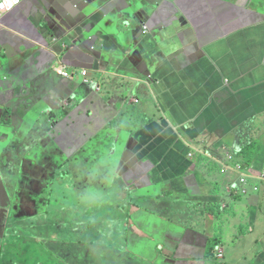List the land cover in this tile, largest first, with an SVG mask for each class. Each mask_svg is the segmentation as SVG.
Masks as SVG:
<instances>
[{
    "label": "crops",
    "instance_id": "1",
    "mask_svg": "<svg viewBox=\"0 0 264 264\" xmlns=\"http://www.w3.org/2000/svg\"><path fill=\"white\" fill-rule=\"evenodd\" d=\"M139 1L143 9L164 6L153 21L138 22L131 45L142 29L148 35L158 29V20L176 13L185 18L182 31L194 47L186 51V45L166 58L146 46V54L132 55L122 66V57L102 51L103 45L65 44L66 27L73 34L96 30L109 42L119 40L122 18L102 12L111 4L92 5L88 14L100 11L95 23L74 22L78 0H21L4 16L0 57L10 83L0 88V118L7 101L19 105L23 100L53 111L64 106L69 115L42 141L35 164L20 170L17 149L0 156V176L21 174L22 187L12 198L16 204L19 193L23 202L13 215L17 220L3 226L0 214V264H28L15 251L30 243L50 251L53 264H59L55 252L67 256L73 245H84L79 250L91 252L84 261L88 256L93 264H218L217 247L225 250L222 264H264V183L255 176L264 171V0ZM127 5L121 16H128ZM138 11L134 3V14ZM60 65L73 77L58 74L54 68ZM107 83L115 93H106ZM78 87L82 101L67 107ZM243 173L260 192L241 195L238 188H228L239 185ZM62 174L74 187L61 182ZM87 181L90 189L84 194L93 192L94 181L104 195L116 188L121 202L115 204V217L102 213L100 195L83 198ZM62 189L79 191L78 208L63 222L50 224L52 198ZM96 211L100 217L94 227L87 214ZM28 218V226L40 231L21 233ZM71 231L80 234L77 241ZM23 235L31 236L27 243ZM113 236L122 240L123 250L129 239L145 246L117 262L109 253ZM50 243L59 246L52 249Z\"/></svg>",
    "mask_w": 264,
    "mask_h": 264
},
{
    "label": "water",
    "instance_id": "2",
    "mask_svg": "<svg viewBox=\"0 0 264 264\" xmlns=\"http://www.w3.org/2000/svg\"><path fill=\"white\" fill-rule=\"evenodd\" d=\"M78 2L79 5L75 4L78 13L73 16V20L76 23H80L82 19L91 20L95 23L94 16L100 11H98V13H91L93 10L91 9L89 11L90 14H88V10L93 8L92 5L97 4L98 2L111 4L110 7L102 10V12L119 14V18H122V21H119L117 26L119 32L116 36H118L119 40H116L115 43L114 41L109 42V38L102 37L99 34V31L96 30H84V32L78 31L73 34V28L66 27V30L70 31V33L66 36L69 41L65 44H68L70 47L78 45L79 43H95L99 48L103 45L101 48L102 51L106 50L107 53H115V57H122V66L126 63V59L132 55L135 56L141 53L146 54V46L150 48L153 55L154 53H161L164 54L166 58L173 57L177 53L184 51L183 47L186 45V51L191 50L194 47V40L190 42L187 41L184 35L186 32L182 31L183 27L187 25L185 18L179 17L176 13H173L167 21L160 22V20H158V29L154 32H148V35H146L145 30L142 29V36L138 38L139 40L136 44L131 45L129 38L130 33L137 26L138 22L146 20L153 21L158 17V11L160 12L159 9L164 5H160L156 9H154L155 7L143 9V4H141L139 0H78ZM81 3L83 4V7H80ZM127 3L128 5L125 8L129 10L127 13L128 16H121V13L125 11L124 6ZM134 3L140 9L136 14L133 12ZM55 39L58 43V37H55ZM167 47L172 50L173 53L166 51ZM55 50H59L57 45L55 46ZM199 51L200 55H208L205 48L202 51ZM3 58L4 57H0V88H5L10 83V80L4 77ZM162 65V63L158 64L157 67ZM99 73L104 74L105 72ZM148 73L147 77L152 81L153 74L152 72ZM130 81L132 80L127 79L126 82ZM79 88L80 87L75 91H72L68 106L66 105L67 107H77L82 101L81 97L83 94L79 91ZM106 93H115V87H113L111 83L106 84ZM122 93L121 88L119 94ZM41 106L42 105L36 103L34 106H30L25 100L19 105H14L11 101H7L5 106L6 112H4L2 118H0V156L6 155L10 151L17 149V159L19 162L18 168L20 170L24 169L25 165L28 163L31 165L35 164L42 141L56 132V127L60 124V118H65L69 115L68 109L64 106H61V108L54 111L52 108L44 109ZM64 167L68 169L69 166L64 165ZM12 175L14 176L10 178L0 176V214L2 216L3 226L4 223L8 222V219L15 218L13 215L16 212V201H13L12 195H14L15 191L21 186L20 176L16 173H12ZM67 180L68 177L65 174H62L61 182L65 183Z\"/></svg>",
    "mask_w": 264,
    "mask_h": 264
},
{
    "label": "rangeland",
    "instance_id": "3",
    "mask_svg": "<svg viewBox=\"0 0 264 264\" xmlns=\"http://www.w3.org/2000/svg\"><path fill=\"white\" fill-rule=\"evenodd\" d=\"M105 172L109 175V180H112L111 169H106ZM68 182L70 183L72 187H74L75 184H73V182L70 180V177H68V180L67 182H65V184L68 185L69 184ZM84 184H85L84 190L82 191L83 198L85 199L94 198L100 195L99 197H101V199L97 201L101 203L100 209L102 208V213L106 215L109 214L111 217H115L116 215L115 204H117L118 202H121V199H119L115 195L116 188L114 187L111 190L110 192L111 194L104 195L102 194V191L98 188V184L96 183V181H94V183L92 184L93 192H91L90 194H84L83 192H86L90 189V181H87ZM66 189H70V187L66 186ZM58 194L59 195H56L55 197L52 198V206L50 207V213H52L53 211L54 212L48 218V221L50 224L57 223V222H63L64 220L67 219L68 216H72L78 208V207H75V205L77 206L79 202V191L73 192L72 194L68 190L65 191L64 189H62V191L60 193L58 192ZM146 214H147V217H150L151 211L146 212ZM85 215L86 214H83V213L79 214V216L82 219L85 218ZM87 215H88L89 220L92 222L91 225H93L94 227L97 226L95 217H100L99 213L96 211V214L92 212ZM30 219L32 218H28L22 221L25 226H28L30 221H32ZM34 229L35 230H33L32 224H31L29 226V229L27 230V233L31 234L34 231H40L35 226H34ZM62 230L63 228L60 230V233L62 232ZM111 231L115 233V224H114V227H112ZM71 235L72 237H75L76 238L75 241H77L80 234L75 231H71ZM22 237H24V241L27 243V238H30L31 236L23 235ZM33 241L36 244L38 243L36 239H34ZM121 243H122V240L120 238H115V236L111 237L108 241L109 248L113 250V252H109V253H111L114 258L116 257L115 261L117 262L122 258H126V259L133 258L135 255L139 254L142 251L143 247L145 246L144 244H141V243H134L132 242L131 239H129V240H126V242L124 243L125 249L123 250ZM66 244L67 242L63 243L61 246H66ZM49 246L52 249H57L59 245L50 243ZM74 247L75 246L73 245V248H67L68 250L67 256H63L55 252V259L59 262V264H68L74 258H76L77 262L73 261V264L75 263L76 264H93V263L88 262V259H89L88 256L86 257V261H84V254H91L90 251H88L87 253H84L83 249L79 250V248L84 247V245L76 246L78 247V249ZM126 250H129L130 253L128 255H123L122 251H126ZM15 252L16 253L19 252V259L21 261L23 260L25 263H28V264H53L51 252L46 251V249L43 250L40 247L37 248V246L32 245V243L24 244V245L21 244Z\"/></svg>",
    "mask_w": 264,
    "mask_h": 264
},
{
    "label": "built area",
    "instance_id": "4",
    "mask_svg": "<svg viewBox=\"0 0 264 264\" xmlns=\"http://www.w3.org/2000/svg\"><path fill=\"white\" fill-rule=\"evenodd\" d=\"M20 4H21V0H0V28L2 26V20H3L4 16L6 14L14 11L16 8H18L20 6ZM54 70L58 74L62 75L65 78L73 77V73L66 70V67L64 65L56 66L54 68ZM84 75L88 76V72L84 71ZM136 102H137V100H136ZM191 156H193V154H191ZM228 157H229V159H233L234 155L229 154ZM236 168L239 171H243L244 167L241 164H237ZM224 171H226V170H224ZM255 176H257L261 181L264 182V171L259 173V174H256ZM240 181H241L240 191L243 194H248L250 192L248 175L246 173H243ZM253 190L258 192L260 190V187L256 185L253 187ZM223 256H224L223 252L221 251L219 254V257L223 258Z\"/></svg>",
    "mask_w": 264,
    "mask_h": 264
},
{
    "label": "clouds",
    "instance_id": "5",
    "mask_svg": "<svg viewBox=\"0 0 264 264\" xmlns=\"http://www.w3.org/2000/svg\"><path fill=\"white\" fill-rule=\"evenodd\" d=\"M242 152V150L240 149L239 150V153H241ZM234 159V158H233ZM242 165V164H241ZM244 167V166H243ZM224 170H226V171H224ZM243 170H244V168H243ZM223 171H224V173H226L227 172V168H224L223 169ZM241 177H242V175L240 176V178H239V185H235V184H232V185H230L228 188L230 189V190H232V189H236V188H238V191H239V194H241V195H249V194H251V193H253V192H255V193H258V192H260V190H261V187H260V185H258V184H255V185H251V180L249 179V188H250V192L248 193V194H243L241 191H240V185H241ZM249 178V177H248ZM20 181H21V177H20ZM261 182H263V181H261ZM264 183V182H263ZM259 186L260 187V190L258 191V192H256V191H254L253 190V187L254 186ZM16 213V212H15ZM215 245V244H214ZM223 252V258H220L219 257V254H220V252ZM224 257H225V250L224 249H222L221 247H217L216 248V251H215V261L218 263V264H222V263H224Z\"/></svg>",
    "mask_w": 264,
    "mask_h": 264
},
{
    "label": "flooded vegetation",
    "instance_id": "6",
    "mask_svg": "<svg viewBox=\"0 0 264 264\" xmlns=\"http://www.w3.org/2000/svg\"><path fill=\"white\" fill-rule=\"evenodd\" d=\"M19 176L21 177V174ZM20 183L22 184V180L20 181ZM21 187H22V185H21ZM21 203H23L22 202V196H21V194L18 193V199H17V203H16V211L18 210L19 207H21L20 206ZM14 215H16V213ZM15 220H17V219L16 218H10V219H8V222H13ZM19 229H20L22 234H25L27 232V230L29 229V226L21 225L19 227Z\"/></svg>",
    "mask_w": 264,
    "mask_h": 264
}]
</instances>
